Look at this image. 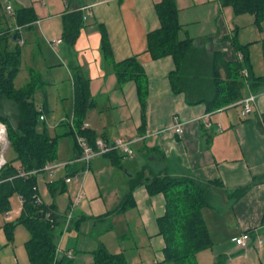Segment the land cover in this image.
Wrapping results in <instances>:
<instances>
[{"label":"crops","instance_id":"crops-1","mask_svg":"<svg viewBox=\"0 0 264 264\" xmlns=\"http://www.w3.org/2000/svg\"><path fill=\"white\" fill-rule=\"evenodd\" d=\"M162 1L0 0V24L6 21V27L0 25L2 33L12 30V34H20L22 59L15 87L36 85L34 101L40 110L48 109L39 130H47L51 138L59 137L56 161L68 164L57 171L53 181L46 172L37 174V183L43 180L48 192L67 195L65 211L82 190L85 200L71 227L80 232L82 222L93 223L75 238L71 236L64 246V222L56 258L61 264H97L95 254L104 248L122 255L127 264H171L165 262L166 243L158 223L166 213L165 196H151L140 186L133 191L134 207L123 209L133 175L151 167L175 178L191 177L203 183L218 179L223 184L211 188L210 207L203 211L213 245L198 254L199 264H215L218 257L226 264H264V23L258 27L254 16L236 15L221 0H176L180 39L195 40L207 61L206 87L212 88L214 56L224 62H243L234 40L250 45V65L241 71L245 82L242 99L257 95L253 112L241 117L242 108L235 106L238 101L210 112L206 103H199L202 97L196 90L174 92L170 79L176 70L173 57L154 59L148 52L149 34L161 28L156 6ZM9 6L12 13L7 11ZM19 8H32L37 21L19 30L14 17ZM76 10L84 11L87 25L71 47L63 40V16ZM102 29L112 48L113 64L101 54ZM58 40L62 42L53 43ZM7 44L9 49L15 47L13 41ZM134 57L145 72L143 94L135 80L119 82L116 73L115 64ZM74 67L89 78L94 105L83 122L90 125L88 130L107 143L119 138L138 140L133 147L135 158L124 160L122 168L100 157L92 162L89 173L82 175V150L74 137L67 135L74 120ZM21 78L24 83L19 87ZM212 97L209 92L208 99ZM176 122L184 123L182 134L172 131ZM126 162L131 163L128 168ZM75 175L79 180L66 181ZM51 184H57L56 189L51 191ZM245 188L241 198L230 197ZM12 215L11 209L5 221ZM4 225L0 221V264H32L26 248L29 237L18 239L19 226L9 243ZM245 233L250 241L248 248L242 249L234 239Z\"/></svg>","mask_w":264,"mask_h":264},{"label":"trees","instance_id":"trees-1","mask_svg":"<svg viewBox=\"0 0 264 264\" xmlns=\"http://www.w3.org/2000/svg\"><path fill=\"white\" fill-rule=\"evenodd\" d=\"M221 2L224 7L232 8L236 15L254 16L256 25L262 27L264 0H221ZM156 10L161 21V28L149 34L148 52L154 59L173 57L176 70L171 73L170 79L174 92L183 93L190 90L193 93L196 90L197 96L202 97L199 103H206L210 112L240 101L245 87L241 71L245 65H250V45H239L234 40L237 51L243 54V62H224L220 56H214L211 62L212 88L206 87L209 70L206 66L207 61L203 58L199 46H196L195 40L180 39L179 33L182 27L176 0H163L156 6ZM14 17L16 26L19 28H27L38 19L32 8H19L15 11ZM63 23V40L73 47L82 29L87 25L84 11L76 10L65 14ZM12 32L9 30L2 33L0 29V122L7 125L8 140L15 154V157L8 160L0 170V214L10 212L11 199L15 195L20 196L22 199L20 215L14 222H7L4 225L7 241L9 243L14 241L15 231L19 225H22L31 233V238L26 243L30 262L61 264V261L56 258L58 239L63 233L60 228L62 227L61 217L54 204L48 205L41 199L37 183V174L43 172L48 163L58 158L59 137L51 138L47 130H39L43 121L41 117L48 112V109L46 106H44L45 110L37 107L33 98L36 85L29 84L23 89L15 87V79L21 67L22 46L19 43V32L15 31L13 34ZM101 40V54L104 59L113 64L112 48L104 29H102ZM10 41L15 42L13 49L8 47L7 43ZM115 67L119 82L135 80L140 94H143L142 82L145 72L137 58L115 64ZM222 70L225 76L222 75ZM73 71L75 128L78 133L88 139L92 146H95L94 133L83 129L87 113L94 105L89 95V78L79 67H74ZM209 92L213 93L211 100L208 99ZM6 102L14 104L15 109L12 113H3ZM67 135L75 139L73 129ZM105 157L109 158L115 166L122 168L124 159L119 153L112 152ZM33 171H37V174L23 175ZM131 181V189L123 209L134 207L133 191L140 186H145L151 196L158 194L165 196L166 213L158 220L160 234L166 243L165 262L199 264L198 254L213 245L203 211L210 207L211 188L223 187L222 182L218 179L203 183L191 177L175 178L162 171L156 172L151 167H145L134 174ZM54 186L50 185L51 191L56 189L57 184L56 187ZM246 191L245 188L232 192L230 197L241 198ZM128 202L130 205L126 204ZM95 259L97 264H127L122 255L111 254L104 248L96 252ZM215 264H226V262L218 257Z\"/></svg>","mask_w":264,"mask_h":264},{"label":"built area","instance_id":"built-area-1","mask_svg":"<svg viewBox=\"0 0 264 264\" xmlns=\"http://www.w3.org/2000/svg\"><path fill=\"white\" fill-rule=\"evenodd\" d=\"M12 7H7V11L9 13H12ZM20 30V28H18ZM62 40H58L53 43H61ZM243 74L247 76V72L244 71ZM257 100V95L250 94L246 98H243L236 103L235 106H239L242 108V116L243 118H247L254 110V106ZM44 116L41 117L42 120H44ZM89 124L85 123L83 125V129H88ZM73 130L75 131V138L77 141V144L79 148L82 150V156L79 159L81 164L84 165V170L82 172L83 177L89 173L90 166L92 162L99 156H106L107 154H110L112 152L119 153L124 160H133L136 156V152L134 147V144L138 140H126L123 138L117 139L114 143H107L105 139H96L95 146H92L88 139L77 132L74 123L72 122ZM174 133L182 134L184 132V123L176 122V124L171 128ZM9 148V140H8V134H7V125L3 122H0V170L3 168L2 166H5L7 163L5 160V152ZM66 166V164L57 165L53 167V172L59 167L62 168ZM51 170V166H46L43 171ZM36 172V171H35ZM23 175H31V174H23ZM73 179L79 180L78 175H75L74 178H67L66 181L68 183L72 182ZM84 198V193L82 190H79V193L77 194L76 198L72 201L71 207H76L77 205H80ZM71 218V217H70ZM72 220L66 219L65 221V231L67 232V228L70 227ZM250 236L248 233H245L237 238H235V243L239 248L247 249L249 245ZM262 241H260V244ZM71 257V255H70Z\"/></svg>","mask_w":264,"mask_h":264},{"label":"rangeland","instance_id":"rangeland-1","mask_svg":"<svg viewBox=\"0 0 264 264\" xmlns=\"http://www.w3.org/2000/svg\"><path fill=\"white\" fill-rule=\"evenodd\" d=\"M4 19L1 21L2 22V24H0L2 27L3 26H5L6 27V25H5V23L4 22H6V21H4ZM4 30H5V28H3ZM22 83H24L23 82V79L21 78L19 81H18V86L20 87V85H23ZM14 109H15V106H14V104H12L11 102H6L5 104H4V108H3V113H12V111H14ZM73 123H74V120L72 121ZM72 122H70V125H71V127H72ZM75 125V124H74ZM124 139V138H123ZM126 140H129V139H126ZM75 141H76V138H75ZM137 143V142H136ZM135 143V144H136ZM76 144H77V141H76ZM135 144H134V146H135ZM78 145V144H77ZM79 147V146H78ZM5 160H6V162L8 161V160H10V159H12V158H14L15 157V154L13 153V150L11 149V147H10V143H9V148L6 150V152H5ZM100 157H105V156H99V157H97V158H100ZM80 162V161H79ZM62 164H66V163H63V162H58V161H54V162H51V163H48L46 166H51V170H48V171H43V172H46L48 175H49V177H50V179H52V181H53V178H55V176H56V173H57V171H59L60 169H63V167L62 168H57L54 172H53V167H55V166H57V165H62ZM131 163H129V162H126V163H124V165H125V167L126 168H128V166L130 165ZM68 164H66V166H67ZM65 166V167H66ZM28 174H37V171L35 172V171H33V172H30V173H28ZM40 174H42V173H40ZM41 178L43 177V176H40ZM39 177V178H40ZM77 183H78V181H76ZM39 183V186H38V190H40L38 193L40 194V197H41V199L43 200V201H45V202H47V203H49V204H55V206H57V212H58V214L60 215V221H61V223L63 224L64 222H65V220L67 219H71L72 220V222H71V225H70V227H68L67 228V230H69L70 228H72L71 226H73V224L72 223H74L73 222V220L75 219V214H77V216H79L80 215V212H79V214L78 213H76V210L78 209V207H80L81 206V204H83V202H84V200H85V198H83V200H82V202L80 203V205H77L76 207H71L72 205L70 204V207H69V209H68V211H65V209H66V204H67V202H68V196L67 195H65L64 193L62 194L60 191H57L55 194H52V193H50V192H48L47 191V189H46V186L44 185V183H43V180H40V182H38ZM78 193V192H77ZM76 196H77V194L75 195V196H73V198H72V201L76 198ZM21 208H22V204H21V201L19 200V197L17 196V195H15L13 198H12V201H11V209H12V211H13V215H12V218H11V220L10 221H5V219H6V217H5V214L6 213H3V214H0V221H2L3 223L5 222H14V220H16L17 219V217L19 216V212H20V210H21ZM71 217V218H70ZM61 224V225H62ZM19 226H21V227H19ZM18 227V230H20L19 232H18V239H21V237H22V235L25 237V236H28L29 237V239L31 238V233H30V231L26 228V227H24V226H22V225H19ZM93 226V223H89V222H82L81 223V227L82 228H80V232H83L84 230H87V228H90V227H92ZM99 228L101 229V226L99 225ZM66 229H65V224H64V231H65ZM80 232H78L77 231V229H75L74 227L72 228V229H70V231L68 232L67 231V233L65 232V236H64V246H66V244H67V240L71 237V236H73L72 238H75L74 236L75 235H79L80 234ZM62 238V235L59 237V239H58V245H59V242H60V239ZM109 238V237H108ZM66 239V240H65Z\"/></svg>","mask_w":264,"mask_h":264}]
</instances>
